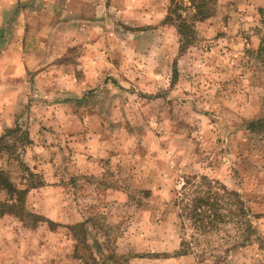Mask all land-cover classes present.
Masks as SVG:
<instances>
[{
	"label": "rangeland",
	"instance_id": "374dc122",
	"mask_svg": "<svg viewBox=\"0 0 264 264\" xmlns=\"http://www.w3.org/2000/svg\"><path fill=\"white\" fill-rule=\"evenodd\" d=\"M98 6L84 31L50 33L67 79L30 78L20 97L6 81L0 264H264L254 247L223 254L231 225L201 236L179 217L186 177L205 176L249 203L264 240V136L241 130L263 114L264 63L245 50L264 0H215L205 20L191 0Z\"/></svg>",
	"mask_w": 264,
	"mask_h": 264
},
{
	"label": "crops",
	"instance_id": "0c3cea01",
	"mask_svg": "<svg viewBox=\"0 0 264 264\" xmlns=\"http://www.w3.org/2000/svg\"><path fill=\"white\" fill-rule=\"evenodd\" d=\"M98 3L99 0H0V112L2 114H4L2 97H5L6 81H13L12 85H16L17 88L16 96L20 97L26 87H29L30 82L27 81H30V78L33 81L46 79L47 76L49 81L67 79L68 76L63 75L62 69L63 54L57 76L52 73L53 63L50 53L54 45L50 33L68 32L69 28L84 31L80 18L84 17L88 10H91L88 15H95V10H100ZM42 33L50 35L46 36ZM64 39L67 40V37ZM258 232L256 242L227 254L225 249L223 254L231 257L239 251H249L251 250L249 248L254 247L256 252L264 257V240L260 231ZM191 256H194L192 252L185 255H178L176 252L173 259L182 258L185 261ZM228 259L211 260L218 261L219 264H228Z\"/></svg>",
	"mask_w": 264,
	"mask_h": 264
},
{
	"label": "trees",
	"instance_id": "16d2710c",
	"mask_svg": "<svg viewBox=\"0 0 264 264\" xmlns=\"http://www.w3.org/2000/svg\"><path fill=\"white\" fill-rule=\"evenodd\" d=\"M191 3L194 7L193 17L205 20L211 15L210 13H212L213 9H209V6H214L215 0H191ZM184 22L186 21H180L178 32L182 37L181 42L187 45V43L184 42L185 37L183 39V34H188V31H191L183 29L185 26ZM258 23L259 26L257 25L253 29L254 33L260 35L258 45L256 48H248L245 51L246 53L254 55L255 59L259 60L261 63H264V12L261 10L259 12ZM262 111L263 114L261 116L244 121L241 130L247 133L261 134V136H264V96L262 98ZM195 180V177H186L183 186L180 188V190H183V198L186 197L188 203H183V208L179 212V217L188 221L191 229L201 236L220 234V232L225 231L226 227L231 225L235 229V233L234 238L228 240L230 245L225 251L226 254L256 242L259 230L254 223L255 219L254 215L250 212L249 203H246L238 193L228 191L225 187L218 185V183L209 180L205 176L200 177L196 184L194 183ZM1 181L3 188L10 194L26 193V191H17L9 182ZM189 185H192V190L187 188ZM34 218L37 222L46 221L43 217L34 216ZM48 223L50 226H56V224L52 222ZM77 227H82V225ZM193 240V244L197 246L198 243L196 239ZM206 244V246H210V244ZM191 245L192 243L187 242L182 236L178 255L191 253ZM208 253L212 256L211 247H209ZM78 257L80 256L78 255Z\"/></svg>",
	"mask_w": 264,
	"mask_h": 264
}]
</instances>
